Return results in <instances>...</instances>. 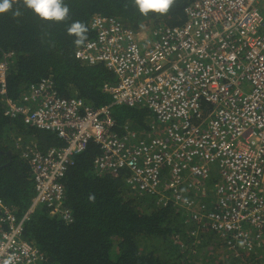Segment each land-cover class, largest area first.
Returning <instances> with one entry per match:
<instances>
[{
    "label": "built area",
    "instance_id": "1",
    "mask_svg": "<svg viewBox=\"0 0 264 264\" xmlns=\"http://www.w3.org/2000/svg\"><path fill=\"white\" fill-rule=\"evenodd\" d=\"M180 26L134 31L118 19L96 14L95 37L75 57L104 64L116 80L104 90L108 104L94 107L63 97L41 80L13 100L9 70L0 61L4 114L52 132L62 143L41 150L17 139L31 169L34 195L21 218L0 200V264H39L38 247L23 238L38 207L70 221L62 184L73 158L90 143L100 147L95 167L127 170V182L161 205L173 204L184 221L200 223L245 251L264 240V0H194ZM114 106L147 107L150 128L142 135L114 132ZM213 171L218 179L213 182ZM175 237V239H177Z\"/></svg>",
    "mask_w": 264,
    "mask_h": 264
},
{
    "label": "trees",
    "instance_id": "2",
    "mask_svg": "<svg viewBox=\"0 0 264 264\" xmlns=\"http://www.w3.org/2000/svg\"><path fill=\"white\" fill-rule=\"evenodd\" d=\"M193 1L176 0L168 13L145 16L135 0H64L69 18L55 22L39 18L20 0L0 14V61L4 53H12L6 95L17 100L30 85L46 79L60 96H77L94 107L108 104L104 86L116 78L104 64L75 57L78 46L67 32L70 24L80 21L87 26L86 41L95 37L91 19L96 14L118 19L134 31H141L144 22L150 29L180 26L186 19L184 8ZM17 9L21 14L13 16ZM4 110L0 95V200L21 218L35 191L17 139L35 142L41 150L62 141L52 132L26 125L21 116H6ZM112 115L118 136L128 131L142 135L151 125L147 107L114 106ZM99 154V146L88 144L74 156L62 180L70 221L44 206L26 221L23 238L43 254L39 264H264V240L245 251L227 233L212 230L209 220L206 226L184 221L173 204L164 206L154 196L139 194L127 182V170L99 172L95 167ZM2 215L0 211V233L6 228Z\"/></svg>",
    "mask_w": 264,
    "mask_h": 264
},
{
    "label": "clouds",
    "instance_id": "3",
    "mask_svg": "<svg viewBox=\"0 0 264 264\" xmlns=\"http://www.w3.org/2000/svg\"><path fill=\"white\" fill-rule=\"evenodd\" d=\"M20 0H0V14L13 9V5ZM23 5L31 9L39 18L47 21L62 22L69 18L70 9L64 0H22ZM176 0H135V4L141 14L147 16L150 12L166 14ZM19 9L13 12V16H19ZM69 35L74 36L73 43L76 46L83 45L87 40V26L80 21H74L67 28ZM94 200V196L89 197ZM14 257L9 256L4 264H13Z\"/></svg>",
    "mask_w": 264,
    "mask_h": 264
},
{
    "label": "rangeland",
    "instance_id": "4",
    "mask_svg": "<svg viewBox=\"0 0 264 264\" xmlns=\"http://www.w3.org/2000/svg\"><path fill=\"white\" fill-rule=\"evenodd\" d=\"M213 176L215 177V178H219L218 177V174L215 172V171H213ZM136 191L139 193V191L136 189ZM140 194V193H139ZM142 195H147L148 196V194H142Z\"/></svg>",
    "mask_w": 264,
    "mask_h": 264
},
{
    "label": "crops",
    "instance_id": "5",
    "mask_svg": "<svg viewBox=\"0 0 264 264\" xmlns=\"http://www.w3.org/2000/svg\"><path fill=\"white\" fill-rule=\"evenodd\" d=\"M151 117H152V115H151ZM151 121H152V118H151ZM213 182H215V180Z\"/></svg>",
    "mask_w": 264,
    "mask_h": 264
}]
</instances>
